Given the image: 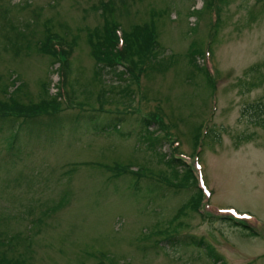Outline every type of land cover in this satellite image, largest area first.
Returning <instances> with one entry per match:
<instances>
[{"label": "rangeland", "instance_id": "obj_1", "mask_svg": "<svg viewBox=\"0 0 264 264\" xmlns=\"http://www.w3.org/2000/svg\"><path fill=\"white\" fill-rule=\"evenodd\" d=\"M211 1L0 0V258L219 264L187 243L194 236L226 264H264V128L241 117L243 107L264 100V0ZM102 3L114 6L122 31L156 23L163 64L138 83L122 68V77L96 74L88 34L105 24ZM49 33L75 46L68 76L41 51ZM196 48L205 53L198 64L213 75L215 88L189 62ZM63 76L68 98L29 119L17 136L25 117L9 110L55 99ZM257 78L248 91L245 83ZM144 117H160L178 139L164 140L157 123L155 137ZM115 118L123 119L116 129L90 123ZM199 127L220 134L206 141L200 169L193 155ZM177 141L207 186L201 211L189 204L198 185L182 186L185 173L167 163L165 153ZM230 216L243 226L223 220Z\"/></svg>", "mask_w": 264, "mask_h": 264}, {"label": "trees", "instance_id": "obj_2", "mask_svg": "<svg viewBox=\"0 0 264 264\" xmlns=\"http://www.w3.org/2000/svg\"><path fill=\"white\" fill-rule=\"evenodd\" d=\"M211 4L210 6H212ZM100 10L102 12V16L104 17L105 24L103 28H96L94 31L88 34V40L91 46L92 56L97 65V75H101L103 73L109 75L114 74L122 77L124 76V71L126 70L127 73L132 76L133 80L138 83L144 75H147L149 69H154L150 67L154 66L157 63L163 64L158 62L159 59L157 51L159 47V39L157 26L154 20H152L148 24L146 23L144 25H135L130 31H122L121 26H119V23L112 18L115 12L114 6H110L107 3H102L100 6ZM218 24L215 28L219 27ZM120 31L122 32L121 37L119 35ZM214 33L216 34L215 31ZM56 40L60 42L58 47H55L52 43V41ZM74 42L76 43V41ZM121 43L122 46L120 47ZM73 49H75V46L73 44L66 42L64 39L53 33H49V39L47 44L41 47L42 52L46 54H51L55 58V60L60 64L59 72L61 70L66 72L67 76L70 75L71 71V60L69 58V55L72 53ZM199 57H205L203 49L202 51H199L197 48L192 49L191 53L188 56L190 64L196 66L197 69L202 70L204 72L206 81H208L209 83V86L211 88H215V79L213 78V75L209 73L205 67H200V65L198 64ZM257 67L258 66L252 68L251 70L254 72H258L259 69H257ZM121 68L125 70H121ZM64 79L65 78L63 76V85L60 87L55 99L51 101H44L43 104L39 106H30L25 107L23 109L17 107L13 110H9L11 114L16 112V114L25 117L21 122L20 126L16 129V131H18L17 136L21 134L23 124H25L29 119L37 118L36 116H39L40 114H49L51 112L56 111L57 108L60 107L62 102L59 99L64 96V93L67 96V90L64 87ZM256 81V83H251L250 81L245 83V87L248 91L255 88L256 85H259L261 79L257 78ZM241 117L248 119L251 125L264 128V100L243 107ZM122 121V118H115L103 125H100L98 122H96V120L90 121V123L92 124V122H95L98 129L106 130L117 128ZM141 122L143 126L147 127L148 129L153 126V123L149 118H144ZM153 135H155V132H153ZM197 137L198 135L196 136V140L198 141ZM208 138L212 142H216L220 139V134L217 133L215 129H210L209 133L205 136V139ZM156 141L157 140H155V142ZM197 141L195 144H197ZM165 155L168 159L167 163L171 168L175 170L179 169L183 171V173H185L184 177H182L181 180L180 175L175 177V179L180 180L182 186L189 184L198 185V180L195 177L192 168L187 166L184 162H182V160L174 157L173 154L167 155L165 153ZM134 174L141 175L139 172H135ZM196 188L198 189V194L191 199L189 204L191 205L192 209L199 210L205 196L199 187ZM184 209L185 207L180 209L179 213L184 212ZM179 217L180 215H178V217H175L174 220L178 219ZM230 219L231 221L234 220L232 218ZM234 224L236 226L242 225L236 223ZM244 227L248 228L246 225ZM174 239L175 238H168V240L164 241L172 242ZM186 241L187 243L204 249L210 259H213L215 263L226 264L225 261H223V258L213 248V246L204 238L196 239L193 236L189 237V239ZM0 264H24V262L19 260L7 261L5 259L0 258Z\"/></svg>", "mask_w": 264, "mask_h": 264}]
</instances>
